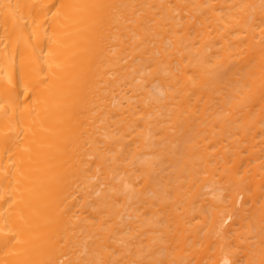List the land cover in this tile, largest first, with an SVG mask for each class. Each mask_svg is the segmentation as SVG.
Masks as SVG:
<instances>
[{"label": "bare ground", "instance_id": "bare-ground-1", "mask_svg": "<svg viewBox=\"0 0 264 264\" xmlns=\"http://www.w3.org/2000/svg\"><path fill=\"white\" fill-rule=\"evenodd\" d=\"M0 264H264V0H0Z\"/></svg>", "mask_w": 264, "mask_h": 264}]
</instances>
